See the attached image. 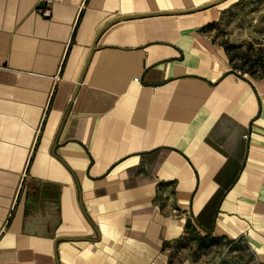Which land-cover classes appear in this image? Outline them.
Listing matches in <instances>:
<instances>
[{"label": "crops", "instance_id": "1", "mask_svg": "<svg viewBox=\"0 0 264 264\" xmlns=\"http://www.w3.org/2000/svg\"><path fill=\"white\" fill-rule=\"evenodd\" d=\"M215 1L0 0V264H171L187 226L264 264V106L201 31L227 1L129 18Z\"/></svg>", "mask_w": 264, "mask_h": 264}, {"label": "rangeland", "instance_id": "2", "mask_svg": "<svg viewBox=\"0 0 264 264\" xmlns=\"http://www.w3.org/2000/svg\"><path fill=\"white\" fill-rule=\"evenodd\" d=\"M221 5V14L208 28V35L215 43L228 47L234 66L246 75L239 77L256 97L255 120L250 121L253 122L264 105L254 85L257 79L247 72L259 75L264 63V0H228ZM167 254L171 264H181L186 259L195 264H259L243 239L203 235L193 227L168 244Z\"/></svg>", "mask_w": 264, "mask_h": 264}, {"label": "trees", "instance_id": "3", "mask_svg": "<svg viewBox=\"0 0 264 264\" xmlns=\"http://www.w3.org/2000/svg\"><path fill=\"white\" fill-rule=\"evenodd\" d=\"M214 23L215 22L207 24L206 26L201 28V31L208 34V28H210ZM219 45L224 49V51H225V53H226V55L228 57V60H229L230 66H231V73H234L237 76H244L245 74L244 73H239L237 68L234 66V64H233V56H231L228 47L226 45H221V44H219ZM247 75H251V76H253L256 79L262 78L264 76V63L261 65V73L259 75H254V73H252L250 71L247 72ZM188 227L189 226H187V228Z\"/></svg>", "mask_w": 264, "mask_h": 264}, {"label": "water", "instance_id": "4", "mask_svg": "<svg viewBox=\"0 0 264 264\" xmlns=\"http://www.w3.org/2000/svg\"><path fill=\"white\" fill-rule=\"evenodd\" d=\"M225 1H228V0H217L215 2H212L210 4H206L204 6H201V7H198V8H195V9H191V10H185V11H177V12H157V13H153V14H147V15H136V16H130L129 18H141V17H146V16H154V15H179V14H187V13H193V12H197V11H201V10H204V9H207V8H210V7H213V6H217ZM129 18H119V21L121 20H125V19H129ZM81 81V78L79 79V83Z\"/></svg>", "mask_w": 264, "mask_h": 264}, {"label": "built area", "instance_id": "5", "mask_svg": "<svg viewBox=\"0 0 264 264\" xmlns=\"http://www.w3.org/2000/svg\"><path fill=\"white\" fill-rule=\"evenodd\" d=\"M40 14L44 18H49L50 10L49 9H44L43 11H40ZM134 81H138V78H134ZM178 216H179V211L177 209H172L169 218L176 219V218H178Z\"/></svg>", "mask_w": 264, "mask_h": 264}]
</instances>
